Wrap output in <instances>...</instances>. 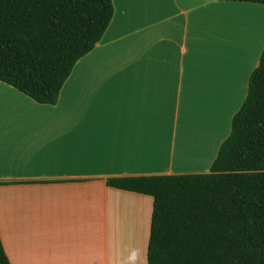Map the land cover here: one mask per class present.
<instances>
[{"label": "crops", "instance_id": "obj_1", "mask_svg": "<svg viewBox=\"0 0 264 264\" xmlns=\"http://www.w3.org/2000/svg\"><path fill=\"white\" fill-rule=\"evenodd\" d=\"M112 2L57 103L0 80V238L11 264H148L153 197L107 180L210 172L260 63L262 3ZM244 45L250 61L224 66L218 56ZM181 119L210 132L198 146L204 168L174 167ZM190 145L181 154L192 160Z\"/></svg>", "mask_w": 264, "mask_h": 264}, {"label": "trees", "instance_id": "obj_2", "mask_svg": "<svg viewBox=\"0 0 264 264\" xmlns=\"http://www.w3.org/2000/svg\"><path fill=\"white\" fill-rule=\"evenodd\" d=\"M113 14L112 0H0V80L57 103ZM107 185L153 197L148 264H264V50L210 172ZM0 264H11L1 238Z\"/></svg>", "mask_w": 264, "mask_h": 264}, {"label": "rangeland", "instance_id": "obj_3", "mask_svg": "<svg viewBox=\"0 0 264 264\" xmlns=\"http://www.w3.org/2000/svg\"><path fill=\"white\" fill-rule=\"evenodd\" d=\"M247 36H249V33H247ZM260 45H261V43L256 46L257 47L255 49L256 50V53L261 48ZM249 49H250L249 46L244 45V48L240 49L239 50V53H237V54H227V55H221V56H218V57H219V59H223L224 66H228L229 65V64L226 63L227 61L228 62H231L232 63L231 65H233V63H235L236 65L239 66V62L240 63H245L246 60H249L250 59L251 56L249 55L250 54V52H249L250 50ZM240 52H242V54H240ZM251 52L253 53V51H251ZM246 54H248V55H246ZM240 101L241 100L239 98L238 101H237V103L230 109L231 110L230 113L229 112L228 113L225 112V114H223L224 115V118H227L226 119L227 120L226 121L227 123H228V120H229V118H228L229 115L228 114L231 115V113L234 111V109L237 106H239ZM224 118H223V120H224ZM182 121H183V119H181V124H180V126H179V128L177 130V143H175V147H176L175 150H177V151H179V150L182 151L183 150L184 151V149H182V147H181V144L183 143V141H185L187 139L188 140V143L191 144L190 146H193V149H191L192 154H197V155H196V157L194 159L185 161L186 163H181L182 162L181 159H176V160L174 159L173 160L174 161L173 162L174 163V167H175V169H178V170L179 169H184V171H192V170L194 171L196 169L204 168V167H206V164L207 163H205V162H202L201 163V159H200V157H201L200 155L201 154H200V152H198V146H200L199 144L201 143V141L203 139V136L202 135L203 134L204 135H206V134L209 135L210 132L205 133L204 130L201 129V128H198V129H200V131L199 130H192V127H190V128L187 127L188 126L187 123H186V125L184 127V126H182ZM216 123H218L217 120H216ZM221 123H222V118H221V121H220V131L221 132L219 134V137L220 136H224L228 132V130H227L228 126H227L226 129H224L225 131L222 132L223 131V129H222V126L223 125H221ZM230 126H231V123H230ZM222 133H224V135H221ZM197 136H200V138H198ZM216 137H217V135H216ZM185 153H187V152H185ZM177 154L179 156H182L183 155V154L180 155L179 152ZM197 157H199V158H197ZM111 223H112V221H111Z\"/></svg>", "mask_w": 264, "mask_h": 264}, {"label": "bare ground", "instance_id": "obj_4", "mask_svg": "<svg viewBox=\"0 0 264 264\" xmlns=\"http://www.w3.org/2000/svg\"><path fill=\"white\" fill-rule=\"evenodd\" d=\"M229 109H231V108H229ZM229 113L231 112V110H229L228 111ZM227 112V113H228ZM225 114V113H224ZM229 115V114H228ZM227 115V116H228ZM224 116V115H223ZM222 118V117H221ZM220 118V119H221ZM219 119V120H220ZM223 119V118H222ZM221 121V120H220ZM223 121V123H222V129H223V132L225 131L224 129H226L227 128V122H226V119L224 118V120H222ZM221 135H224V133H222ZM180 153V155H181V151L179 152ZM171 157L173 158V159H181V161H182V163H186L185 161H187V160H189V157L188 156H179L177 153L176 154H174V155H171Z\"/></svg>", "mask_w": 264, "mask_h": 264}]
</instances>
